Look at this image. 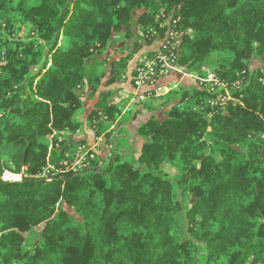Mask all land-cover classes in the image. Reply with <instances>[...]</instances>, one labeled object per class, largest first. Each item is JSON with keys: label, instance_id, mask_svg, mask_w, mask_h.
<instances>
[{"label": "trees", "instance_id": "obj_1", "mask_svg": "<svg viewBox=\"0 0 264 264\" xmlns=\"http://www.w3.org/2000/svg\"><path fill=\"white\" fill-rule=\"evenodd\" d=\"M169 25L184 74L229 99L180 87L121 114L101 88L131 84ZM263 56L264 0H0V264H264ZM86 91L110 150L79 168Z\"/></svg>", "mask_w": 264, "mask_h": 264}, {"label": "built area", "instance_id": "obj_2", "mask_svg": "<svg viewBox=\"0 0 264 264\" xmlns=\"http://www.w3.org/2000/svg\"><path fill=\"white\" fill-rule=\"evenodd\" d=\"M178 44L177 32L169 25L164 36L154 45L156 47L154 49L150 48L154 52L152 59L146 58L145 55H137L133 59V76H130L129 80L135 89L142 90L134 97V102L144 101L146 98L145 94L148 92L159 95L162 90V94L174 90V86L171 88V86L160 87L158 85L159 82L165 80L171 74L181 72L177 61L178 55L176 54ZM198 86L206 88L210 93L217 95L216 101L210 103L212 106H223L225 101L229 99L227 91L225 92V83L219 81L213 75H208L205 79H201ZM101 137H103V134ZM95 155L96 152L93 149L86 146L79 147L76 151L75 166L79 168L85 167L88 160H94Z\"/></svg>", "mask_w": 264, "mask_h": 264}, {"label": "crops", "instance_id": "obj_3", "mask_svg": "<svg viewBox=\"0 0 264 264\" xmlns=\"http://www.w3.org/2000/svg\"><path fill=\"white\" fill-rule=\"evenodd\" d=\"M154 47L156 46H153L152 49H154ZM133 67H134V62H131L127 69L128 74L132 71ZM179 78L180 79L178 81L181 82L183 79L182 77ZM107 90L111 91L112 93L111 97L114 102V105L116 106L117 109L121 111V114H124L125 112L131 113L135 110L134 97L139 92L142 91L135 89L133 85L130 84L128 81L113 85ZM117 97L119 99H117ZM93 103H91V105L89 106V109L85 114L86 117L80 118V122H82V127L78 137L85 140V145L88 148L95 150L97 155L105 157L108 155L110 150L109 145L106 144V140L104 138L105 134H103V137H101V135H95V133L88 126L89 124L87 122V117L89 113L92 111ZM151 116L158 118V111L155 113H147L146 111L141 110L140 113L136 114L135 116L133 115V118L124 126L125 131L128 134L130 147L129 146L123 147L120 150V152H122L123 154H129L130 152H132L135 158L138 157L140 153L142 141L140 137L137 135V129L142 124L146 123ZM117 126L121 127V124L117 123L112 125L107 132L113 133Z\"/></svg>", "mask_w": 264, "mask_h": 264}, {"label": "rangeland", "instance_id": "obj_4", "mask_svg": "<svg viewBox=\"0 0 264 264\" xmlns=\"http://www.w3.org/2000/svg\"><path fill=\"white\" fill-rule=\"evenodd\" d=\"M120 38H121V36L117 37L115 39V43L110 44L108 47L107 55L110 56L111 58H118L120 56V53L122 50H125V54H126V52H128L126 50L127 45L124 44ZM257 69H264V56L259 58V59H253L251 61L250 70H257ZM179 77H182V79H183L181 82L178 81L180 79ZM158 86H160V87L171 86V88H172V86H174L173 89L176 90L180 87L185 88V89H189L192 87L195 88V87H198V84L196 82V76L194 74L187 75V74H184V72L181 70V72L171 74L168 78L159 82ZM101 90H107V89L101 88ZM225 91H226V89H225ZM162 92H163V90H162ZM162 92L159 93V95H161ZM81 94H83V96L81 97L82 102H83V106L75 114V118L78 121H80V118L86 117L85 114L87 113L89 106L91 105V103L94 102V100L88 98V92L87 91L84 93H81ZM117 99H119V98L117 97ZM167 109H168V107L158 110V118L159 119H162L164 117V113L166 112ZM76 136L77 137L79 136V132L78 133L76 132ZM172 173H173V171H172ZM14 179H16V177ZM182 228H183L182 225H180L179 226V233H182ZM193 264H195V263H193Z\"/></svg>", "mask_w": 264, "mask_h": 264}]
</instances>
